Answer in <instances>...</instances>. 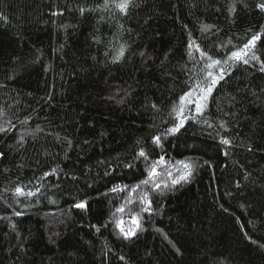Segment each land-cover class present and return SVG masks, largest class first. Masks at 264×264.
<instances>
[{"label": "trees", "instance_id": "16d2710c", "mask_svg": "<svg viewBox=\"0 0 264 264\" xmlns=\"http://www.w3.org/2000/svg\"><path fill=\"white\" fill-rule=\"evenodd\" d=\"M119 2L0 0V264H264V0Z\"/></svg>", "mask_w": 264, "mask_h": 264}, {"label": "snow or ice", "instance_id": "6c2138e0", "mask_svg": "<svg viewBox=\"0 0 264 264\" xmlns=\"http://www.w3.org/2000/svg\"><path fill=\"white\" fill-rule=\"evenodd\" d=\"M131 3V0H120V2L116 5L121 11H127V8L129 6V4ZM258 7L261 9V10H264V3L262 4H259ZM234 10V9H233ZM81 12H83V9H81ZM54 14H57V13H54ZM58 14H62V13H58ZM208 27L209 26H205L204 28V31H207L208 30ZM264 31V30H262ZM260 38V34H257L256 36H253L252 37V40L249 41L248 44H245L244 45V49H248L249 46L257 39ZM198 47V46H197ZM121 54H123V48L121 49ZM202 55H205L207 56L206 53H202ZM243 55H247L246 52L243 53ZM119 58V57H117ZM207 59L208 61H210L208 67H217L219 68V72L213 76V74L211 72L208 73V76L211 78L210 80V83L207 85V87L205 89H202L201 92L203 93V98L206 100L207 96L211 94L213 88L215 87L216 84L219 83L220 80L224 79V76H225V68L222 67V63L223 64H227V60L225 61H220V60H217V59H213V57L211 56H207ZM229 59H236V60H241L242 59V54L241 52H237V51H233L231 53V56L229 57ZM253 59H256V57L254 56ZM243 63L247 64L248 63V60L247 59H243ZM262 71H264V68L261 69ZM197 88H199V85H197ZM191 93H185V95L183 97H181V101L185 100L186 97L190 96ZM153 107H155V105H153ZM196 111L198 113H201L202 111V108H201V105L199 103L196 104ZM183 126V121H181L180 123H178L175 127L171 128V129H168V134H171V133H174L176 131L179 130L180 127ZM0 131H6V129H3V128H0ZM153 139V142L157 145L160 144V140L161 138L159 136H154L152 137ZM222 143L224 144H230L231 141L228 140V139H223L221 141ZM139 157H146V153L145 151L141 148L140 152H139ZM3 156V153H0V157ZM161 161H163V157L160 158ZM128 167H132V165H128ZM186 168L189 167L188 165L185 166ZM55 171V169H53V172ZM49 173H46L45 175H48ZM150 175H155V167L152 168L151 172L149 173ZM188 175H190V171L188 173ZM187 178V175L185 176H181L180 179H186ZM179 181L178 180H173V183H178ZM141 183L143 184H147L148 181L147 180H144V181H141ZM157 188L160 187L159 184L155 185ZM127 186H125L126 188ZM136 187H139V185H136ZM124 189L123 188H120L119 186H114L111 191L113 192H116V191H123ZM16 191L18 193H23V189L20 188V187H17L16 188ZM28 195H35V193H32V192H28L27 193ZM147 203L150 205L151 204V201H147ZM77 208H86L87 207V202L86 201H82L78 204L75 205ZM118 212H123L124 211V208L123 207H120L117 209ZM16 215H21V213L17 212ZM135 222V221H134ZM97 231H99V229H97ZM121 232L123 234V236L125 238H129L130 235H135L134 232H129V231H125L123 228H121ZM178 251V250H177ZM121 259H123V257H121Z\"/></svg>", "mask_w": 264, "mask_h": 264}]
</instances>
